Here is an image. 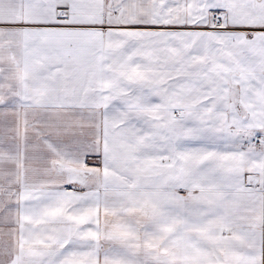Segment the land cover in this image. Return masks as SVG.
Listing matches in <instances>:
<instances>
[{"label":"snow or ice","instance_id":"obj_1","mask_svg":"<svg viewBox=\"0 0 264 264\" xmlns=\"http://www.w3.org/2000/svg\"><path fill=\"white\" fill-rule=\"evenodd\" d=\"M0 264H264V0H0Z\"/></svg>","mask_w":264,"mask_h":264}]
</instances>
